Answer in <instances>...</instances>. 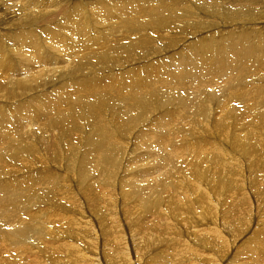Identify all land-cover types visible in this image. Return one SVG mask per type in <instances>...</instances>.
I'll list each match as a JSON object with an SVG mask.
<instances>
[{"label": "bare ground", "instance_id": "bare-ground-1", "mask_svg": "<svg viewBox=\"0 0 264 264\" xmlns=\"http://www.w3.org/2000/svg\"><path fill=\"white\" fill-rule=\"evenodd\" d=\"M17 1L22 3L21 6L23 7H20V10L23 8L25 12H27V14L23 13L20 20L17 15V18H13V23L17 24L22 29L20 31L13 30L17 36L19 45L12 39L14 34L9 35V39L12 42L9 43V40L7 41L0 61L5 65L7 63L10 64V57L15 59L22 57L27 63H23L21 66L11 64L12 67L10 68H14V73L23 72L21 70L27 71L26 67L28 70L31 68L33 69H31L32 71L25 72L30 74V78L26 79L25 77H19L21 74L17 76L19 78H16L14 73L13 76L15 77H12V75L9 77L10 75H7L10 84L7 83L8 89L6 90L7 87L5 88L4 96L8 98L18 96V91L23 94V89H25L26 92L37 89L38 85H36L34 89L32 88L34 87L33 81L48 79L55 76L57 73L61 74L59 82L64 84V82L67 81L66 76L69 72L70 75L76 76V78L74 77L76 80L83 82L80 86L77 85V88L79 87L83 96H87L88 94L92 95L93 93H88V90H94L90 84L93 81L98 83L99 86L103 83L101 74L107 70L106 66L113 67L114 65H121L123 67L127 65V62H130L134 53L137 54L140 51L149 52L155 49L159 51L160 48L155 47V45H157L156 42L158 38L165 39L163 34L167 27L174 26L175 24L180 28L179 26L185 23L183 26L188 25L199 32L204 28L203 25L208 23L205 21V18L202 19L199 15H207L211 18L216 16L218 20H222V23L225 21L223 20L225 18L228 19L225 21L227 23H241L242 25H247L245 24L247 23L246 21L250 20V22L245 26L246 29L237 34L236 40H233V35L230 36L231 34H226L223 37V40H227V45L233 44L232 48H227L229 51L231 50V54L236 52L243 56L242 60L235 59V63H227V67L231 70L229 72L227 71L226 77L216 73L212 75V71L205 74V70L203 69L210 68L211 70V67L217 66L214 65L209 67L207 64L209 62H204L206 66L200 69L201 73L197 72L196 67V69L192 67L189 70L190 66H188L189 68L181 66L180 61L187 65L194 64V62L188 63L189 50L186 47L181 49L184 51L180 50L174 54L168 55L170 59L173 58L172 64L169 65L170 67L161 65V63H166V61L160 62L156 66H154L153 63L152 65L154 67L149 65L148 68L151 67L150 69L153 71H149L147 68L146 73H144L145 79L143 78L141 80L142 77L140 78V75H136V70L133 67H130L129 71H126V68V70L123 69L124 71L120 72V74L124 80L122 78L123 82L119 84L123 86L125 90L127 89V96H124L125 91L121 94L117 88L111 90V92L114 93L110 92L111 98L112 100L114 99L115 103H112L113 107L110 106V109H107H109V113L113 117V120L107 119L106 116H99L101 114H92L95 109L99 110L101 108L100 106L102 105L98 106V104H103L102 101L107 98L105 95L101 96L100 94L101 97L95 95V99H92L95 101V104H92L89 111H87L83 105L84 97L78 98L75 101L72 100L73 103L78 105L71 106L69 110L70 113L72 112V116L67 118L59 115L62 114V111L58 108L57 102L53 103L44 96L37 95V99L42 105V108H37L39 114L34 116L39 125L37 127L39 130L35 131L30 127V131L24 134V137L28 139L24 140L26 144L29 145L30 142H32V145L36 144L34 146L35 148L38 145V141L42 144H50L51 153L54 154V157H59L58 153L60 150L61 152L63 150L67 151V149H63L64 144L70 143V154L68 151V154H65H67L68 157H75L80 152L77 151L78 147L84 142L81 140L79 146L76 144V139L81 138L83 126H89L87 129L93 130L92 137H96V140H99V145L96 143L99 147L100 145L109 143L104 155L95 152L96 158L101 156L98 161L101 171L98 173L103 176L105 180L104 186H100V189L104 191L102 194L104 196L102 197L101 195L102 198L100 199H104V202L103 205L99 203L101 206L99 205L100 207H97L99 210H97L93 216L98 222V227L100 226V229L98 231L96 230L97 234H99L97 235L95 233L92 219H87L85 223H80V225L85 224V226L84 229L78 226V229L75 225L77 222H74V216H72L73 218L71 219H74L73 222L75 224H73L77 232L73 231V224H71V226L73 225L72 227H69L70 223L67 224L68 227L64 226L66 227L65 232L58 231V229H62L61 231L65 229L61 222L63 220V224L65 225L70 219L68 216L70 214L73 215L75 212V208H79L80 212L82 211L81 214L76 210V213L79 212L81 217L86 215V211L85 215H83L84 208L80 202L81 200H77L78 197L75 199L73 193L79 192L81 185L84 186L86 184H88L84 188L86 191L87 188H90L97 192V189H92L94 185H91L92 183L89 182L88 177L83 176V182L77 179V182L81 183L79 186L76 182H73L74 177H71V179L65 177V175H71L69 171L68 175L66 173L64 175L52 170V166H45V176L42 180H37L34 183L28 180V182L10 185L6 177V183L3 186H1L2 179H0V214L2 216V221H4V218L10 217L9 223L5 221L3 224L11 227V229L9 231L3 230L0 225V238H3L0 239V245L3 242L5 248V250L0 249V251L4 253L3 255L0 254V264H28L30 261L29 264H59L60 262H57L59 259L58 256L64 251H68L69 253L73 252L77 257L81 256L83 260H86H82V264L87 263L88 257L93 258L90 260L96 262V257L91 256V253L94 254V250L97 248L96 243L99 240L105 241L106 243L103 244L108 246V250L112 251L106 252L103 255L111 261H114L113 264H135V262L141 264L143 255L160 254L161 251L159 249L166 250L167 248V251L170 250L172 252V257H168L165 264H224V262H226L225 260H228L230 257L227 264H231L232 261L239 262L243 260V257H245L246 260L248 258L253 263L257 261L259 264H264V232L262 233V229L258 230L260 228L257 227L255 233H260L259 235L251 234L248 236L249 233L245 235L252 219L251 211L253 210V205L249 197V192L254 186L251 187V184L256 183L258 177L256 172L260 171L261 174V172L264 171V161L260 166L245 165L247 159L250 158L251 155L257 156L258 149L264 145V112H262V109H264V76H260L261 74L264 75V25L263 21L261 22L264 16H262L261 10L257 8L258 3L248 4V2H250L249 0H244V2H241L242 0H229L227 5V2L224 4L221 0H216L214 5L211 6V9H206L202 7L203 5H201V2H199V6L197 5L196 7L195 1L191 0V3L195 5L193 7L191 4H185V1L172 0L171 2L165 3L167 7L164 9L161 8L163 6L161 5L160 8L163 9L161 14L158 10L155 12L158 6H155L150 0H140V3H142L140 5L134 4L135 0H113L111 2H115L119 6V10L117 9L115 11L107 9L106 4H109L110 0H58L56 3L60 5L58 9H54L52 7L53 4L50 5L45 0L41 2L38 0ZM45 2L48 3L51 9H49L48 6L49 10H34L33 13L30 5L37 4L38 6ZM205 2L207 1H204V3ZM262 3L263 2H261V4ZM40 6L36 8H42V6ZM98 6H102V10L95 9ZM206 7H209V5H206ZM19 13L21 14V11ZM89 13H91L90 20L86 18ZM101 13L102 16H100ZM103 13H105V15H103ZM109 13H112V15L116 14L118 17L110 16ZM7 14H10L9 11ZM135 15H140V18H134ZM104 17L106 20L109 18V20L117 22L120 29L121 26L125 29V27L129 25L128 29L134 32L129 33V42L123 45V40V43L117 44L118 49L112 52H108L111 46H105L106 48L109 47L107 52L102 51L101 53L89 56H87L86 53L87 57L84 56L83 58H79L82 51L87 49L88 46H94L96 41L94 33L96 34L98 32L106 36L105 41L107 42L113 31H119L115 25V27H113L112 24L105 25ZM166 17L170 20H165ZM63 18L66 20H62ZM118 18H120V20ZM15 19L18 20V23L17 21L15 22ZM29 23L32 24L27 28ZM41 23H43V25H41L43 27L38 30L37 24ZM61 24H65L67 31H70V27L73 31L67 32L63 30L60 28ZM197 24L200 25L199 27H201V29L196 26ZM79 26L84 27L87 31L92 30L94 33L89 35L88 32H82L79 30ZM174 28L177 27L174 26ZM167 29L170 30V28ZM77 30L80 31L81 34H79L82 35L84 39L79 38V35L77 36ZM106 31L111 33H107ZM153 33H159V35H157L158 38H156ZM175 40L177 41V38L173 35L169 38V41H166L168 49H172L170 42H174ZM232 41L234 42L232 43ZM0 42H4V36L0 38ZM119 42L121 41L119 40ZM213 43V46H208L204 43L200 50L210 55L217 54L219 48L218 42L215 41ZM241 43L243 46L239 45ZM10 45L12 46L10 47ZM62 45H64L63 48L61 47ZM9 47L14 49L13 52L10 51L12 54H9ZM113 49L114 48H111L110 50ZM119 49L122 50L120 51V56L125 55L126 57H117V51ZM214 50H216V52ZM27 51L31 52H29L31 54L30 56L29 53L28 55L26 54ZM178 53L181 54L179 55ZM146 55H144V57ZM64 56L80 60L79 64L72 69H68L65 65L62 66L63 68H58L54 71L45 69L46 66H51L52 63L50 62L56 63L59 59H62L61 57L64 58ZM22 58H18V60ZM148 58L150 57H145L147 60ZM94 62L102 63L104 65L103 69L98 71V66H96L97 63ZM44 64L46 65L44 66ZM38 66L42 67L38 68ZM113 74L114 73L111 75ZM89 77H92L93 80L88 79ZM121 77L119 78L121 79ZM109 78H112V76ZM109 78H107L106 81ZM65 84H67V82H65ZM10 85L11 87L9 88ZM111 85L117 86L114 82H112ZM185 85H193V88L189 89ZM223 85L229 86L226 87L228 88L226 91L218 88V86ZM213 88L219 89V91H214ZM210 89H213V91ZM107 94L109 93L107 92ZM192 94L194 95L190 96ZM224 96H226V98L224 99L225 103L223 106L222 98ZM72 97L73 96L70 98L68 97V101L71 100ZM59 99L61 100L63 98ZM233 100L237 105L232 103L231 106L227 107L228 105H226V102L229 103ZM61 102L64 104L66 103L64 100H61ZM121 103L124 104L123 108L119 106L122 105ZM70 104L71 103H67L61 107L65 109V107H69ZM180 104H182V107L180 112H178L173 107L181 106ZM109 105L106 106L109 107ZM233 105L234 108L242 107L243 112L244 110L245 112L246 110L247 112H252L251 116L249 115V118H252L250 119L252 123L244 126L246 130L248 129V132L244 135L238 133L239 126L238 128L232 129V127L230 128V125H232L230 123L232 121L227 122V117H230V114L236 112L235 115L239 118L242 112L234 111L231 108ZM77 107L81 108L79 113ZM190 108H194V112L191 114ZM100 111L102 112L101 109ZM152 111H159V114H163L162 112L165 113L167 111V113L158 116L156 118L157 120L155 119L157 121V126L161 130L160 133L154 132V134H151L152 136L146 138V141L153 140V142L160 143L161 149H150V145H148L149 148L147 150L138 152L133 144V140L143 143L145 140L142 136L146 133V129H144L145 131L138 130L136 133L134 132L138 125L143 123V121L145 122L146 119H149V123L151 121L150 126L156 122L152 120ZM177 112L178 115L176 114ZM15 116L18 117V115ZM22 116L18 118L26 117L25 115V117ZM244 116H246V114ZM16 117H14V115H8V113L3 112L2 109L0 110V120L3 122L0 123V140H5L6 142L15 141L16 138L23 135L21 132L25 133V130L23 128L21 129L23 126L22 120L25 121L27 119L30 122L27 121V123L31 124L32 117H30V119L26 117V119H22L20 122ZM240 117L242 118V115ZM120 119H122V121H119ZM240 120H245V118ZM235 127H237V125ZM43 129H46V131L43 132ZM77 134L79 135L77 136ZM253 135H259L261 140H259V142L252 140V137H254ZM243 137L248 138V140H246V147L249 148L244 154L239 152L242 148L240 140ZM185 143L186 145H184ZM31 144L27 149L30 150L32 147ZM85 144L89 146L90 143ZM195 147L197 148V158H192L189 153H191V150H194ZM35 148L30 151L27 149H23L21 152L16 151L12 154L11 158H4V160L12 159L17 162L20 158L31 154V152L33 155L38 153ZM1 152L0 154H2ZM152 152H156V155L159 154L160 157L156 158L153 162L147 163L146 166H144V163L135 165L137 160L151 157ZM83 155L81 154V156ZM38 156L42 155L38 153ZM52 159L56 164L61 158ZM126 159L128 160L125 164L124 161ZM40 160L44 163H49V161L44 158ZM73 160L71 159L67 165L71 164ZM130 160H134L135 163H132ZM72 164L74 163L72 162ZM256 164L259 163L256 162ZM1 167L2 165L0 166L2 175L11 174L12 171H14L12 167ZM132 167H135L141 175L133 179L130 177L120 178L121 174L119 170L126 171L130 170ZM66 168L69 170L71 166H67ZM89 169L84 170L83 174L87 176L90 171H94L93 168ZM78 170L76 169L77 172H79ZM253 174H256V178H251ZM146 176L151 179H147ZM262 176L263 178L259 179L261 180L258 184L259 186L264 185V181H262L264 180V172ZM67 179L70 183L66 182ZM24 183H30V186H28V184L26 185L27 187L24 188ZM132 184L133 186L127 188ZM91 190L89 192H91ZM93 191L90 194H93ZM117 191L119 192L117 193ZM118 194L124 197L122 199L124 204L122 203V207L119 206L120 209L124 211L125 206H127L126 203L132 199L130 197L135 195L136 202H140L139 204L142 206V211L146 216L145 218L138 215L137 217L140 218L136 217L139 221L136 230L137 233L139 232L138 235H140V237L138 239L141 241L140 244H138V242L136 243L135 240L131 238L133 240L132 246H135V262H133L130 250L126 248V238H124V231L121 227L120 218L124 215L126 217L127 212H125L126 210L124 212L122 211L120 213H123V215L120 217L116 216L119 213L117 209L118 202L120 201L118 200ZM56 207L59 210L55 213L54 210ZM102 209H105V211L103 212ZM127 209L129 210H127L128 214H131L130 211L132 210L130 207ZM199 209H203V211L199 212ZM228 212H232L233 214L232 217L229 216L230 222L227 219ZM149 213L152 215L155 213L156 216L151 217V215H147ZM35 214L37 215L34 216ZM77 214H75V216H77ZM132 214H134L133 211ZM109 215L114 218L112 219L113 221L111 220V224L106 226L103 222L105 220L104 217H109ZM177 216L178 219H182L184 222H177ZM262 217L261 221H263L264 224V215ZM146 219L149 220L148 223H143ZM57 221L59 224L55 223ZM219 221H221V224L218 225ZM200 224H206V226L201 227ZM212 224L214 227L208 228L210 227L209 225ZM14 232H18L17 236L12 235ZM183 233L185 234L182 235ZM191 235L194 236L192 237ZM253 235H256L255 240H258L259 243H255L249 248L246 245L254 243L253 239L255 237ZM79 236V242H77L76 239ZM161 238L166 240V243H162ZM243 238L244 240L242 241L241 239ZM71 240H76L75 244L74 242H70ZM83 241L85 244L82 243ZM147 245L154 248V250L144 252ZM163 246H165V248H163ZM50 247H52V249ZM243 248L245 249L244 252L239 253V249ZM20 249L22 250L20 251ZM48 252H51V254H47ZM208 252L211 253L208 254ZM23 253L25 256L21 257ZM233 253L235 256H233ZM27 254H30L32 260L30 257H27ZM231 254L232 256H230ZM242 254H244V256H242ZM44 256L47 258H44ZM62 259L63 258H61V260ZM148 259L157 261V257L154 258V256ZM14 260L17 262H13ZM72 260H68L69 264ZM76 260L74 261L77 264L79 259ZM68 261L66 260V262ZM249 262L244 264H250ZM158 264L164 263L158 262Z\"/></svg>", "mask_w": 264, "mask_h": 264}, {"label": "rangeland", "instance_id": "rangeland-1", "mask_svg": "<svg viewBox=\"0 0 264 264\" xmlns=\"http://www.w3.org/2000/svg\"><path fill=\"white\" fill-rule=\"evenodd\" d=\"M39 2H41L42 0H38ZM45 1H47L50 5H52L53 4V8L54 9H58L59 8V6L60 5H58V4H56L57 3V1L58 0H45ZM111 1H113V0H110V3L109 4H106V6H107V9L108 10H119V6H118V4L117 3H115V2H111ZM155 0H150V2H152V3H154L155 4V6L157 5L158 7L156 8V10H155V12L158 10L159 12H161V14H162V12H163V9L165 8V7H167L166 5H165V3L166 2H171L172 0H157V1H155ZM174 1V0H173ZM176 1V0H175ZM182 1H185V4H191L193 7L195 6L194 5V3H196V7H197V5L199 6V2H201V5H203L202 7L203 8H206V9H211V6H213L214 5V2L216 1V0H192V1H195L193 4L191 3V0H182ZM204 1H207V2H205L204 3ZM224 4H225V2H227L226 4L228 5V3H229V0H221ZM235 1H241V0H235ZM250 2H248V4H251V3H255V4H257L258 3V6H257V8H259L260 10H261V13H262V16H264V0H249ZM255 1V2H254ZM73 2V1H72ZM71 2V3H72ZM157 2V3H156ZM160 2V3H159ZM164 2V3H163ZM241 2H244V0H242ZM261 2H263L262 4H261ZM48 3H42V4H39L38 6H37V4L35 5V4H32V5H34V6H32V5H30V7L32 8V10H33V13H34V10H36V11H40L41 9H43V10H46V9H48ZM21 2H18L17 0H0V38L1 37H3L4 36V42H0V58L3 56V49L6 47L5 45H6V43H7V41L9 40V43H11L12 41L9 39V35H11V34H14V36L12 37V39H13V41L17 44V45H19V43H18V41H17V36L15 35V32L13 31V30H15V31H20V30H22L17 24H14L13 23V18L15 17V18H17V16H18V18H19V20H20V18L23 16V13H26L27 14V12H25V10L23 9V8H21V10H20V7H23V6H21ZM47 6H46V5ZM55 4V5H54ZM134 4H142V3H140V0H135V2H134ZM42 6V8H36V7H39V6ZM161 5H163L162 7H161ZM206 5H209V7H206ZM40 6V7H41ZM45 6V7H44ZM108 6H110V7H108ZM18 9H17V8ZM47 7V8H46ZM163 8V9H161V8ZM5 8H6V10H5ZM45 8V9H44ZM49 9H51L50 8V6H49ZM48 9V10H49ZM95 9H97V10H102V6H98L97 8H95ZM106 9V8H105ZM106 9V10H107ZM161 11H160V10ZM5 10V11H4ZM17 10H19V11H17ZM60 10V9H59ZM182 10H184V9H182ZM9 11V15L7 14V12ZM12 11V12H11ZM21 11V14L19 13ZM22 11H24V12H22ZM15 12V13H14ZM47 12V11H46ZM90 14L91 13H89V15H88V17H86L88 20H90ZM107 14V13H106ZM110 14V16H114V17H118L116 14H114V15H112V13H109ZM206 14V13H205ZM17 15V16H16ZM103 15H105V13H103ZM100 16H102V13L100 14ZM136 16V17H135ZM134 16V18H140V15H135ZM199 16H201V18L202 19H206L205 21H207L208 23L206 24V25H203L204 26V28H202V30L201 31H199V32H197V30L196 29H193L192 27H190V26H188V25H186V26H183L182 24H180V25H182V26H179L180 28H178V26L177 25H175L174 24V26L175 27H177V28H174V26H170V27H167V28H170V30L169 29H167L166 28V31H168V32H166L165 31V33L163 34V37H165V39H159L158 37H157V35H159V33H153V35L156 37V38H158V41L156 42L157 43V45H155V47H159L160 49H159V51L157 50V49H155L154 51H149V52H147V51H140L141 52V54H140V52L139 53H137V54H133V56H132V59L130 60V62H127V65H124L123 67L121 66V65H114L113 67H108V66H106L107 68V70L103 73V74H101V77H102V81H103V85L101 84L100 86L101 87H104V88H101L99 85H98V83H96L95 81H93L90 85L93 87V89L94 90H88V93H93L92 95H90V94H88L87 96H83V93L81 92V90H79V87L77 88V85L78 86H80L81 85V83H83V82H81L80 80H76L75 78H76V76H72V75H70V72L67 74V81H65V82H67V84H65V82H64V84L62 83V82H59V80H60V78H61V74L60 73H57L55 76H53V77H51V78H48V79H43V80H36V81H33V83H34V87H32L33 89L35 88V86L36 85H38V88L37 89H34V90H31V91H27L26 92V90L25 89H23V94H21L20 93V91H18V96H16V97H13V98H8V97H5L4 96V90H5V88H6V90L8 89V84H10L9 82H10V80H9V78L7 79V75L9 74L10 76L9 77H11V75H12V77H15L16 76V78H19V77H25V79L26 78H30V74L29 73H25V72H28V71H30L31 69H33V68H31V69H29L28 70V68L26 67V70L27 71H25V70H21V71H23V72H20V73H14V68H10V67H12L11 66V64H15V65H18V66H21V65H23V63H27V62H25L26 60H24L22 57H18V58H22V59H20V60H18V58H9V60H10V64H3V63H1V61H0V75H1V77H0V110L2 109V111L3 112H5V113H8V115H14V117H16L15 115H18V117H20V116H22V117H29L28 119H30V117H32V119H31V124H29L30 122L26 119V117L25 118H18V117H16V119L20 122L22 119H26L25 121L24 120H22V127H21V129L23 128L25 131V133H23V132H21V134H23L21 137H19V138H16L15 139V141H10V142H6L5 140H0V152L2 153V154H0L1 155V161H0V166L2 165V167H7V168H11L12 167V169L14 170V171H12V173L11 174H8V175H2V171L0 170V179H2V184H1V186H3L5 183H6V177H7V182L8 183H10V185H13V184H17V183H19L20 184V182H28V180H30L31 182H35V181H37V180H42L43 179V177L45 176V166H52L51 167V169L52 170H54V171H56V172H59V173H62V174H64L65 175V173L68 175V171L70 172V174L71 175H68V176H66L65 175V177H68V179L70 178L71 179V177H74L73 178V182H76L79 186H80V184L81 183H78L77 182V179H79V180H81V182H83V179H82V177L84 176V177H88L89 178V182L90 183H92L91 185H94V187L92 188V189H97V192H95V191H93V190H91L90 188H87V191L84 189L88 184H86V185H81V188H80V190H79V192H77V193H73V197H75V199L77 198V200H81L80 202H81V204H82V206H83V208H84V211H83V215H85V211H86V215L84 216V217H81V215H80V213L82 214V211L80 212L79 210V208L77 209V208H75V212L73 213V215L72 214H70L69 216H68V218H73L72 216H74L75 218V220L74 219H69L68 221H67V223H65V225L63 224V220H62V226H63V228H65V229H63V231H61L62 229H58V231L59 232H65L66 231V227H68V225L67 224H69L70 223V225H69V227H72L75 223L74 222H77V223H79V224H75L76 226H77V228H78V226H79V228H81V229H84V226H85V224H81L80 225V223H85V221L88 219H92L93 220V222H92V225H93V227H94V230H95V233L97 234V231L100 229V226L98 227V225H97V220H96V218H94L93 216L95 215V213L97 212V210H99V209H97V207L99 208L101 205H103V202H104V199H100V198H102L104 195H102L103 193H104V191H102V189H100V186L102 187V186H104V182H105V180H104V178H103V176H101L99 173H100V168H99V164H98V161H99V158H101V156L100 157H98V158H96V155H95V152H99L100 153V155H104L105 154V151H107V147H108V144L109 143H106V145H100V147L98 146L99 145V140H96V137H92V131L93 130H90V129H87L88 127H84L83 126V129H82V131H81V138L80 139H76V144L79 146V142L82 140V142H83V144L82 145H80L79 147H78V154H77V156H73V157H68V153L70 154V143H65L64 144V148L63 149H67V151H68V153H67V151H65V150H63L62 152H61V150L59 151V157H54V154L53 153H51V150H50V144H42L40 141H38V145H37V147L35 148L34 146L36 145V144H31L32 142H30V144L32 145V147L30 148V150H32L33 148H35V150L38 152V153H40L42 156H38V153H35V155H33L32 154V152H31V154H29V155H27V156H25V157H22V158H20V160L19 161H17V162H15V161H13L12 159H9V160H4V158H11L12 157V154L13 153H15L16 151H23V149L25 150V149H27L28 148V146H30V144L28 145V144H26V142L24 141V140H28V139H26L25 137H24V134H26L27 133V131H30V127H32L33 128V130H35V131H38L39 129L37 128L39 125H38V123H37V121H36V118L34 117L35 115H38L39 114V112H38V109L37 108H42V105L40 104V102H39V100L37 99V95H41V96H44L46 99H48L49 101H52L53 103H58L57 104V106H58V108L62 111V114H59L61 117L63 116V117H69V116H72V112L70 113V108H71V106H75V105H78V104H76V103H73V101H75L76 99H78V98H83L84 97V99H83V105H84V107H85V109L87 110V111H89V109L92 107V104H95V101H93L94 99H95V95H97V96H99V97H101V96H106L107 98L105 99V100H103L102 101V103L103 104H98V103H96V104H98V106L99 105H102V106H100L99 108L102 110V112L100 111V109L98 110V109H95L94 110V112L92 113V114H101V115H99V116H106L107 117V119H110V120H113V117L111 116V114L109 113V109H110V106H112V103H115L114 102V99L112 100V98H111V93H113V92H111V90L114 88H117V90H119V92L122 94V93H124V91H125V95L124 96H127L126 95V91H127V89L125 90L124 89V87L123 86H121L119 83H121V82H123L122 81V78L123 77H121V74H120V72H122V71H124V70H126V71H129L130 69V67H133V68H135V70H136V75L138 76V75H140V78H141V80L144 78V73H146V70H147V68L149 67V65L151 66L153 63V65L154 66H156V65H158L160 62H164V61H166V63H161V65H163L164 67H170L169 65H171L172 64V61H173V58H171L170 59V56H168V55H170V54H174V53H176V52H178V51H180L182 48H188V63H193L194 62V64L193 65H187V64H184V63H182L181 61H180V63H181V66H185V67H187V68H189L188 66H190V68H189V70L193 67L194 69H196L197 68V72L198 73H201L200 72V69H202V67H205L206 65H205V63L204 62H209V63H207L208 65H209V67H211V66H214V65H217V66H215V67H211V70H210V68H208V69H203V70H205V74H208L209 73V71H212L213 72V74L212 75H215L214 73H216V74H220L221 76H225L226 77V74H227V71L229 72L231 69L229 68V67H227V63H235V59H240V60H242L243 59V56H242V54H239V53H234V54H231V50L229 51L227 48H232V45L233 44H231V45H227V40H223V37L226 35V34H231L230 36H232L233 35V40H236V38H237V34L238 33H240V32H242L244 29H246V27L245 26H247L248 25V23L250 22V20H247L246 22L247 23H245V24H247V25H242L241 23H227V22H225V21H227L228 19H223V20H225V21H223V23L220 21V20H218L217 18H216V16L215 17H213V18H211L210 16H207V15H199ZM224 18V17H223ZM251 18V17H250ZM104 19H105V17H104ZM119 20H120V18H118ZM62 20H66L65 18H63ZM108 20V21H107ZM105 19V25H108V24H112L113 25V27H117V30L119 29V31H113L112 33L111 32H109V31H106L107 33L109 32V33H111V37H109V41H105L106 40V36H103V35H101V34H99L98 32L95 34L92 30H89V31H87L84 27H78L79 28V30H81L82 32H88V34L89 35H91V34H93L94 33V38L96 39V41H95V44H94V46H88L87 47V49H85L84 51H82V53H81V55H80V57L79 58H83L84 56H86V53H87V56H89V55H92V54H97V53H101L102 51H104V52H107V50H108V48L111 46V48H114L113 50H110L109 49V51L108 52H112V51H114V50H116V49H118V46H117V44H121V43H123V45L125 44V43H128L129 42V39L130 38H128V35H129V33L131 32V33H134V32H132V31H130L128 28H129V25H127L126 27H125V29L124 28H122V26H121V29L119 28V25H118V23L117 22H115L114 20H109V18L108 19ZM165 20H167V21H169L170 19H168L167 17L165 18ZM17 21V23H18V20H16L15 19V22ZM263 21V25H264V18L261 20V22ZM75 22V21H74ZM122 22V21H121ZM115 23H117V24H115ZM225 23V24H224ZM32 23H29V25L27 26V28L31 25ZM38 25V27H37V29L38 30H40L43 26H41V25H43V23H41V24H37ZM101 25H103V24H101ZM115 25V26H114ZM199 29H201V27H199L200 25L199 24H197L196 25ZM60 28H62L63 30H65V31H67V29L65 28V24L63 25V24H61V27ZM182 28V29H181ZM126 30V31H125ZM195 30V31H194ZM73 31V29L70 27V31H67V32H72ZM183 31V32H182ZM186 31V32H185ZM194 31V32H193ZM236 31V32H235ZM197 32V33H196ZM77 36L79 37V38H81V39H84L83 37H82V35H80L81 33H80V31H78L77 30ZM80 33V34H79ZM119 33H121V34H119ZM190 33H193V34H190ZM39 34V33H38ZM114 36H113V35ZM125 34V35H124ZM40 35V34H39ZM120 35V36H119ZM175 36L176 38H177V41L175 40L174 42H170V45H172L171 46V48L172 49H168L167 48V46H166V41H169V38L171 37V36ZM126 36V37H125ZM119 37V38H118ZM123 38V39H122ZM128 38V39H127ZM117 40V41H116ZM119 40L121 41V42H119ZM124 40V41H123ZM247 40V39H246ZM111 41V42H110ZM123 41V42H122ZM215 41H217L218 42V45H219V48H218V52H217V54H208V53H204L203 51H201L200 49L202 48V45L205 43V44H207L208 46H213L212 44H214L213 42H215ZM234 41H232V43H233ZM239 45H242L243 46V44L241 43V44H239ZM239 45H237V46H239ZM12 45H10V47H11ZM105 46H109V47H105ZM9 47V54L11 53L12 54V52L14 51V49L13 48H10ZM62 48L64 47V45H62L61 46ZM226 47V48H225ZM164 49V50H163ZM10 51H12V52H10ZM120 51H122V50H118L117 51V57H119L120 55H121V52ZM157 51V52H156ZM181 51H184V50H181ZM215 52H216V50H214ZM30 51H27V55H28V53H29ZM142 52H143V54L144 55H146L147 57L149 56L150 58H148V60L147 59H145V57H144V55L142 54ZM151 52V53H150ZM155 52V53H154ZM31 53V52H30ZM29 53V56L31 55ZM158 53V54H157ZM165 53V54H164ZM183 53V52H182ZM153 54V55H152ZM163 54V55H162ZM179 55L181 54V53H178ZM67 55V54H66ZM136 55V56H135ZM158 55H159V57H158ZM86 56V57H87ZM143 56V57H142ZM153 56V57H152ZM175 56V55H174ZM185 56V55H184ZM69 56H64V58L63 57H61L62 59H59L56 63H53V62H50V63H52L51 64V66H46L45 67V69H47V70H57L58 68H63L62 66H64L65 65V67H68V69H72V68H75L76 67V65L77 64H79V61L80 60H76V58H68ZM123 57H126L125 55L124 56H120L119 58H123ZM142 57V58H141ZM169 59H168V58ZM177 57V56H176ZM134 58H136V59H134ZM158 58H159V60H158ZM165 58H166V60H165ZM27 59V58H26ZM67 59H68V61H67ZM167 59H168V61L169 62H171V63H169L168 61H167ZM177 59V58H176ZM184 59H185V57H184ZM23 60V61H22ZM135 60V61H134ZM171 60V61H170ZM63 61V62H62ZM94 63H97V62H94ZM211 63V64H210ZM145 64V65H144ZM46 64H44V66H45ZM152 65V67H154ZM96 66H98V71H101L102 69H103V64L102 63H97V65ZM128 66V67H127ZM146 66V67H145ZM36 67V66H35ZM40 67H42V66H38V68H40ZM114 67H116V68H114ZM196 67V68H195ZM38 68H36V69H38ZM111 68V69H110ZM113 68V69H112ZM126 68V69H125ZM151 68V67H150ZM150 68H148L149 69V71L150 70H152V69H150ZM68 69H65V70H68ZM124 69V70H123ZM32 71V70H31ZM153 71V70H152ZM58 72H60V71H58ZM116 72V73H115ZM11 73V74H10ZM13 73L15 74V76H13ZM109 73V74H108ZM112 73H114L113 75H111ZM21 74V76H19V77H17L18 75H20ZM119 74H120V76H119ZM82 75V74H81ZM117 75V76H116ZM112 76V78H109V77H111ZM136 76V77H137ZM260 76H264V75H260ZM75 77V78H74ZM99 77H100V75H99ZM109 78L107 81H106V79L107 78ZM114 77H115V79H114ZM119 77H121V79L119 78ZM79 79V78H78ZM88 79H91V80H93V78L92 77H89ZM145 79V78H144ZM112 80V81H111ZM119 80V81H118ZM123 80H124V78H123ZM106 81V82H105ZM109 81V82H108ZM111 81V82H110ZM127 81H128V79H127ZM112 82H114L115 83V85H117V86H112L111 85V83ZM143 82V81H142ZM8 83V84H7ZM109 83V84H108ZM186 83H189V82H186ZM63 84V85H62ZM66 86V87H65ZM185 86H187L189 89H192L193 88V85H185ZM11 87V85L9 86V88ZM65 87V88H64ZM69 87V88H68ZM71 87V88H70ZM73 87H75V88H73ZM226 87H229V86H218V88H220V89H222V90H224V91H226L228 88H226ZM68 88V89H67ZM122 89V90H121ZM214 89V91H216V90H218L219 91V89H215V88H213ZM213 89H210L211 91H213ZM79 91V92H78ZM82 91H84V90H82ZM122 91V92H121ZM176 91V90H175ZM107 92L109 93V94H107ZM111 92V93H110ZM69 93V94H68ZM71 93H73V94H71ZM75 93V94H74ZM85 93V92H84ZM223 93V92H222ZM100 94H101V96H100ZM114 94V93H113ZM220 94V93H219ZM194 94H192V95H190V96H193ZM70 98L71 96H73L72 97V99L71 100H69L68 101V97ZM120 96V95H119ZM112 97H114V96H112ZM59 98H63V99H61V100H64V101H66V103L65 104H67V103H71L70 105H69V107H65V109H63V107H61V106H64L65 104L63 103V102H61V100L59 99ZM124 98H126V97H124ZM226 98V96H224L223 98H222V100H223V102H222V104H223V106H224V103H225V99ZM67 99V100H66ZM93 99V100H92ZM98 99V98H97ZM115 99H117V98H115ZM126 99H129V98H126ZM55 100V101H54ZM73 100V101H72ZM98 100H100V99H98ZM131 100V99H130ZM108 101V102H107ZM52 103V104H53ZM232 103H235L236 105H237V103L233 100V101H231V102H226V105H228L227 107H229V106H231L232 105ZM110 104V105H109ZM117 104V103H116ZM122 105H119L121 108H123V106H124V104L123 103H121ZM106 105H109V107L108 106H106ZM181 106H175V107H173L175 110H177L178 112H180V109H181V107H182V104H180ZM240 106V105H239ZM113 107V106H112ZM67 108H68V111H67ZM107 108H109V109H107ZM234 111H237V112H241L242 111V107L241 108H234V105L231 107ZM77 109H78V113L81 111V108H79V107H77ZM194 108H190V110H191V112H190V114L191 113H193L194 112V110H193ZM226 111V110H225ZM21 112V113H20ZM127 112V111H126ZM178 112L176 113L177 115H178ZM243 112V111H242ZM240 113V115H239V118L235 115L236 114V112L235 113H233V114H230V117H227V122H231L230 124H232V125H230V128L232 127V129L234 128H238V126H239V130H238V133H240V134H242V135H244L245 133H247L248 132V129L246 130V128L244 127L246 124H250V123H252V120H250V119H252V118H249L250 116H251V114H252V112L251 111H249V112H247V110H246V112H245V110H244V112L243 113ZM251 112V113H250ZM262 112H264V109H262ZM16 113H19V114H16ZM66 113V114H65ZM107 113V114H106ZM163 114H165V113H167V111L164 113V112H162ZM173 113V112H172ZM22 114V115H21ZM105 114V115H104ZM151 116H152V120H155L158 116H160V115H163V114H159V111H152L151 112ZM246 114V116H248V117H246V116H244ZM25 115V116H24ZM232 115V116H231ZM242 115V118L244 119L245 118V120H240V119H242L240 116ZM250 115V116H249ZM229 116V115H228ZM149 117V116H148ZM148 117H145V118H148ZM232 117V118H231ZM233 117H234V119H236V120H234L233 119ZM118 118V117H117ZM150 118V117H149ZM184 118V117H183ZM231 120H230V119ZM148 120L149 119H146L145 120V122L143 121V123H141L140 125H138V127L136 128V130H135V132L134 133H136L138 130H144V129H146V133H147V135H146V133L144 134V136H142L143 138H144V140L145 141H143V143L141 142V141H137V140H133V144L135 145V147L137 148V151L138 152H141V151H144V150H147L149 147H148V145H150V149H161V146H160V143H158V142H153V140H149V141H146L147 139V137H149V136H152L151 134H154V132L155 133H160V128L157 126V119L155 120L156 122L152 125V126H150V124H151V121H150V123L148 122ZM230 120V121H229ZM240 120V121H239ZM27 121L29 122V123H27ZM119 121H122V119H120ZM239 121V122H238ZM147 122V123H146ZM235 122H237V123H235ZM0 123H3L1 120H0ZM244 123V124H243ZM25 124V125H24ZM28 124H29V126H28ZM240 124V125H239ZM237 125V127H235ZM242 127V128H241ZM31 128V129H32ZM245 128V129H244ZM85 129V130H84ZM89 130V131H88ZM150 130V131H149ZM46 131V129H43V132H45ZM86 131V132H85ZM90 131H91V134H90ZM121 131V130H120ZM145 131V130H144ZM148 132H149V134H148ZM264 133V132H263ZM86 134V135H85ZM79 134H77V136H78ZM133 136V135H132ZM132 136H131V138H132ZM254 137H252V140H255V141H258L259 142V140H261V138H259V135H253ZM248 137V136H247ZM245 138V137H243L241 140H240V142L242 143V148H241V150L239 151L240 153H243L244 154V152L246 151V150H248L249 148H247L246 147V140H248V138ZM90 138H92V139H90ZM1 141H3V142H1ZM9 141V140H8ZM65 142V141H64ZM35 143V142H34ZM85 143H90L89 144V146L88 145H86ZM96 143H98V145H96ZM188 144V143H187ZM190 144V143H189ZM85 145H86V147H85ZM178 145V144H177ZM184 145H186V143L184 144ZM105 146V147H104ZM129 146V145H128ZM69 147V148H68ZM82 147V148H81ZM102 147V148H101ZM86 148V149H85ZM22 149V150H21ZM69 149V150H68ZM28 151H30L29 149H27ZM86 150H87V152H86ZM85 152H86V154H85ZM61 153V154H60ZM65 153H67V154H65ZM196 153H197V148L195 147V149L194 150H191V153H189L190 154V157H192V158H197L196 157ZM81 154L83 155V156H81ZM157 153L156 152H152L151 153V157H147V158H145V159H139V160H137L136 162L137 163H135L134 162V160L133 161H131L132 163H135V165L136 164H138V163H144V166H146L147 165V163H150V162H153L156 158H159L160 156H159V154L158 155H156ZM53 155V156H52ZM67 156V157H65V156ZM79 155V156H78ZM134 155V154H133ZM139 156V155H138ZM158 156V157H157ZM41 158H44L45 160H48L49 161V163H44L43 161H41L40 159ZM52 158H61L60 160L59 159H56V160H59V162L58 163H56L55 164V162H53V159ZM69 158V159H68ZM75 158H77V159H75ZM76 160V161H72L74 164H75V166H74V164H72V162H71V164H69V165H67L69 162H70V160ZM252 160V162H251V160ZM127 160L128 159H126L125 161H124V163L126 164L127 163ZM264 161V145L262 146V147H260V149H258V151H257V156H253V155H251V157L250 158H248L247 159V161H246V163H245V165L246 166H248V165H258V166H260V164L262 163ZM2 162V163H1ZM39 162H42V163H39ZM78 162V163H77ZM243 162V161H242ZM256 162L257 163H259V164H256ZM249 163V164H248ZM67 166H71V168L68 170L66 167ZM1 167V168H2ZM15 167H17V168H15ZM75 167V168H74ZM78 167V168H77ZM130 167V166H129ZM89 168H93L94 169V171H96V172H92V171H90L89 173H88V175L86 176V175H84L83 174V171L84 170H87V169H89ZM125 168V167H124ZM76 169L79 171V172H77L76 171ZM126 169V168H125ZM17 170V171H16ZM90 170V169H89ZM117 171V170H116ZM99 172V173H98ZM119 172H120V174H121V177L120 178H126V177H130V178H134V177H136V176H140L141 175V173L135 168V167H132L130 170H126V171H123V170H119ZM258 172V173H257ZM256 172V174H257V180H256V183L255 184H251V187H253L251 190H250V192H249V197H250V199H251V201H252V205H253V210L251 211V216H252V219H251V223H250V226H249V228H248V230H247V232L245 233V235H247L248 233H249V235L248 236H250L251 234H257V235H259L260 233H255L256 231V228L258 227V228H260V229H258V230H261V232L263 233L264 232V224H263V221H261V219L263 218L262 216L264 215V185L263 186H259L258 184H259V182L261 181V180H259V179H261V178H263V176H262V173L264 172H261V174H260V171H257ZM98 174V175H97ZM256 174H253L252 176H251V178L252 177H255V175ZM9 176V177H8ZM262 176V177H261ZM146 178L147 179H151V178H148L147 176H146ZM256 178V177H255ZM255 178H253V179H255ZM67 179V181L66 182H69V180ZM262 181H264V180H262ZM136 182V181H135ZM70 183V182H69ZM89 183V184H90ZM25 184V185H24ZM23 185L25 186L24 188H26L27 186L26 185H28V186H30V183H24ZM134 184V183H133ZM133 184L132 185H129L127 188H129L130 186H133ZM32 185V184H31ZM247 186L249 187V184L247 183ZM231 187V186H230ZM227 189V188H226ZM249 189V188H248ZM91 190V192H89ZM124 190H125V188H124ZM92 191H93V194H90V193H92ZM89 192V193H88ZM119 191H117V193H118ZM101 195H102V197H101ZM120 195V196H119ZM90 196V197H89ZM95 198H94V197ZM98 196V197H97ZM92 197V198H91ZM118 200H120L119 202H118V205H117V209L119 210L118 212V214L116 215V216H121V215H123V213H120V212H122L123 210L122 209H120V207H122V205L124 204L123 203V198L124 197H122V195L121 194H118ZM80 198V199H79ZM94 198V199H93ZM130 198H132L131 200H129V202L128 203H126L127 204V206H125V212H127V215H126V217H125V215L124 216H121V218H120V220H121V227H122V229H123V231H124V238H126V248H128L129 250H130V252H131V256H132V259H133V262H135V246H132V242H133V240H135V242L137 243L138 242V244H140V239H138L139 237H140V235H138L139 234V232L137 233V230H136V228L138 227V223H139V221H138V219L137 218H140V217H142V218H145L146 216L144 215V213H143V211H142V206L139 204L140 202H136V200H135V198H136V196L134 195H132ZM83 199V200H82ZM97 200V201H96ZM84 201V202H83ZM102 201V202H101ZM133 201V202H132ZM89 202V203H88ZM96 202V203H95ZM101 205H100V204ZM123 203V204H122ZM131 204V205H130ZM100 205V206H99ZM120 206V207H119ZM130 207V209L133 211V213L134 214H132V211H130L131 212V214L129 213L128 214V209L127 208H129ZM90 208V209H89ZM57 210H59L57 207H56V209L54 210V212L56 213L57 212ZM76 210L77 211H79V212H77L76 213ZM128 210V211H127ZM256 210V211H255ZM101 211V210H100ZM102 211L104 212L105 211V209L103 210L102 209ZM123 211V212H124ZM203 211V209H199V212H202ZM88 213V214H87ZM99 213V212H98ZM75 214H77V216H80V217H77V216H75ZM120 214V215H119ZM259 214V215H258ZM37 214H35L34 216H36ZM137 215L138 216H140V217H137ZM147 215H151V217H153V216H156V214L155 213H153V215L152 214H147ZM227 215H228V217H227V219L229 220V222H230V219H229V216L230 217H232L233 216V214H232V212H228L227 213ZM31 216V215H30ZM91 216V217H90ZM128 216H129V218H128ZM179 216V215H178ZM178 216L176 217V219H177V222H182L183 220L182 219H178ZM258 216V217H257ZM109 217H110V219H109ZM109 217H107V216H105L104 218H105V220H104V218H103V222L106 224V226L108 225V224H111V222L113 221L112 219L114 218V217H112V216H110L109 215ZM137 217V218H136ZM151 217H150V219H151ZM257 217V218H256ZM76 218H78V219H76ZM80 218V219H79ZM2 219V216H1V214H0V225H1V228L3 229V230H6V231H9L10 229H11V227H9V226H5L3 223H5V221H7L8 223H9V219H10V217L9 218H4L3 220L4 221H2L1 220ZM125 219V220H124ZM73 220H74V222H73ZM77 220V221H76ZM80 220H82V221H79ZM109 220V221H108ZM112 220V221H111ZM124 220V221H123ZM131 220V221H130ZM106 221H107V223H106ZM148 219H146L143 223H148ZM109 222V223H108ZM118 222H120V221H118ZM184 222V221H183ZM55 223H58V221L57 222H55ZM74 223V224H73ZM257 223H259V224H257ZM59 224V223H58ZM57 224V225H58ZM71 224H73L72 226H71ZM129 224V225H128ZM219 224H221V221H219V223H218V225ZM61 225V224H60ZM75 225L72 227V229L74 228V232H77V231H75V230H77L76 228H75ZM59 226V225H58ZM64 226H66V227H64ZM105 226V225H104ZM200 226L201 227H205L206 226V224H200ZM210 227H208V228H212V227H214V225L212 224V225H209ZM260 226V227H259ZM78 228V229H79ZM185 228H186V224H185ZM69 229V228H68ZM97 230V231H96ZM106 230V229H105ZM134 231V232H133ZM228 231V230H227ZM186 233V232H185ZM185 233H183L182 235H184ZM17 234H18V232H14V233H12V235L13 236H17ZM99 234V233H98ZM97 234V235H98ZM192 234V233H191ZM264 234V233H263ZM32 235L34 236V234L32 233ZM192 237L194 236V235H191ZM244 236V235H243ZM242 236V237H243ZM254 236V235H253ZM256 236V235H255ZM254 236V237H255ZM241 237V238H242ZM78 238H80V236L79 237H77V242H79V239ZM101 238V237H100ZM133 240H132V239ZM0 239H3V238H0ZM162 239V243H166V240H164L163 238H161ZM256 239V237L253 239V242L254 243H251V245H246V246H248L249 248H251L252 246H253V244H255V243H259L258 242V240H255ZM76 240H71L70 242H74V244H75V241ZM139 240V241H138ZM242 241L244 240V238L243 239H241ZM241 240H240V243H241ZM116 241V240H115ZM11 243H12V241H11ZM10 243V244H11ZM82 243H84V241L82 242ZM87 243V242H86ZM103 243H106L105 241H103V240H99L97 243H96V246H97V248H95V250H94V254L93 253H91V256H93V257H96L95 259H96V262L95 261H92V260H90V259H93V258H91V257H88L87 258V263L86 264H92L93 262L95 263V264H113V262L114 261H111L109 258H106V257H104V253H106V252H112L111 250H108L107 248H108V246H105V244H103ZM239 243V244H240ZM85 244V243H84ZM107 244H108V242H107ZM135 244V243H134ZM129 246V247H128ZM245 247V246H244ZM51 249H52V247H50ZM163 248H165V246H163ZM236 248V247H235ZM0 249H4L5 250V248H4V243L2 242L1 243V245H0ZM44 249V248H43ZM22 249H20V251H21ZM40 250V249H39ZM107 250V251H106ZM154 250V248H152V247H150L149 245H147L146 246V249H144V252H150V251H153ZM160 251H161V253L160 254H149V255H146V256H142V262H141V264H146V263H148V264H158V262L159 263H166V260L168 259V257L169 258H171L172 257V252L169 250V251H167L168 250V248L166 249V250H164V249H159ZM244 248L243 249H239V253H241V252H244ZM13 251V250H12ZM166 251V252H165ZM64 252H67V253H64ZM64 252H62L61 254H59L60 256H62V257H60V256H58L59 257V259H58V257H57V262H60L59 264H69V261L70 260H72V262H70V264H76V262L74 261V260H76L77 261V264H82L83 262H82V257L81 256H79V257H77V255H75V253H73V252H68V251H64ZM72 253V254H71ZM211 252H208V254H210ZM230 253H231V250H230ZM0 254L1 255H3L4 253H2L1 251H0ZM47 254H51V252H48ZM93 254V255H92ZM25 255H24V253H23V255H21V257H24ZM106 256V255H105ZM152 256H154V258H156L157 257V261H154V260H149L148 258L149 257H152ZM230 256H232V254L230 255ZM233 256H235V254L233 253ZM242 256H244V254H242ZM9 257V256H8ZM27 257H30L31 258V256H30V254H27ZM44 258H47L46 256H44ZM61 258H63L62 260H61ZM81 258V259H80ZM231 258V257H230ZM229 258V259H230ZM65 259V260H64ZM105 259H107V260H105ZM229 259L228 260H225L226 262H224V264H227V262H229ZM31 260H32V258H31ZM64 260V261H63ZM66 260L68 261V262H66ZM109 260V261H108ZM83 261H86V260H83ZM91 261V262H90ZM175 261V260H174ZM174 261H172V262H174ZM242 261V262H241ZM241 261H239V262H235V261H232V263L231 264H244V263H248L250 260L247 258V260H246V258L245 257H243V260H241ZM13 262H17L16 260H14ZM31 262V261H30ZM29 262V263H30ZM62 262V263H61ZM66 262V263H65ZM79 262V263H78ZM82 262V263H81ZM107 262V263H106ZM28 263V264H29ZM93 263V264H94ZM250 264H259L257 261H255L254 263L252 262V261H250L249 262ZM57 264V263H56ZM135 264H137L136 262H135ZM171 264V263H170Z\"/></svg>", "mask_w": 264, "mask_h": 264}]
</instances>
